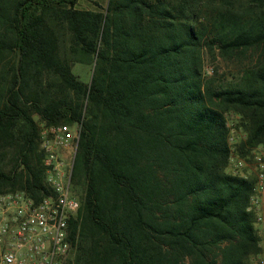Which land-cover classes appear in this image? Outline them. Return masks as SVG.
Masks as SVG:
<instances>
[{"label": "trees", "instance_id": "16d2710c", "mask_svg": "<svg viewBox=\"0 0 264 264\" xmlns=\"http://www.w3.org/2000/svg\"><path fill=\"white\" fill-rule=\"evenodd\" d=\"M77 4L0 0V193L52 195L34 116L76 124L63 264H259L256 175L227 166L264 145V0ZM204 51L252 58L219 79Z\"/></svg>", "mask_w": 264, "mask_h": 264}, {"label": "built area", "instance_id": "2783aa9c", "mask_svg": "<svg viewBox=\"0 0 264 264\" xmlns=\"http://www.w3.org/2000/svg\"><path fill=\"white\" fill-rule=\"evenodd\" d=\"M50 129L53 136L43 135L41 147L46 182L54 193L36 204L23 191L0 193V264H63L71 253L68 222L77 212L79 200L71 191V170L64 167L59 148L76 143L78 135L67 124ZM233 159L230 156L229 162ZM252 162L256 182L250 206L256 211L264 239V146L253 152ZM244 165L238 157L237 168ZM238 170L233 172L240 174ZM259 264H264V256Z\"/></svg>", "mask_w": 264, "mask_h": 264}, {"label": "rangeland", "instance_id": "374dc122", "mask_svg": "<svg viewBox=\"0 0 264 264\" xmlns=\"http://www.w3.org/2000/svg\"><path fill=\"white\" fill-rule=\"evenodd\" d=\"M82 2V0H81ZM80 2V3H81ZM104 6H102L103 8ZM252 58V53H246L244 55H240L238 58H234L232 60H226L222 58L217 51H215L214 56L212 54L206 53L205 51L203 52V61H204V71L206 73L211 72V68L217 69V78L219 79H231L240 72V68L243 66L244 63H247L250 59ZM93 70V63L88 64V63H81V62H74L72 64V71L79 76V78L85 82H88L90 80L91 74ZM227 125L230 127L231 135L234 137L233 141H230V143H234L235 141L239 140L242 136L243 133L241 129L237 128V121H238V115L234 112H226L225 113ZM35 120L37 121L39 125V148L42 149L41 147V141H42V136H53V132L50 129V127H45L44 124L39 120L38 116H34ZM72 128L73 132L75 134H78V127L76 124L70 125ZM76 143H70L68 146L65 147H60L59 150L63 156V162H64V167L68 170L72 171L73 167V161H74V156L76 152ZM264 146V145H262ZM254 148L251 151V154L248 156V158H244L243 161L246 163V165L238 167L236 166V159L238 158L234 152L231 153V156H234V159L232 162H228L227 170L230 172L235 171L236 169L238 172L243 174V176H251L255 175L254 168H253V162H252V154L253 152L258 148ZM242 159V158H241ZM5 161L8 163L10 162V155H7L5 157ZM9 165V164H8ZM83 185V184H82ZM81 184H76L71 180V191L76 197H80L81 194L83 193ZM258 228V227H257ZM259 230V229H258ZM261 235V234H260ZM261 244L262 247H264V239L261 235ZM263 257V256H262ZM259 259V256L255 258L254 260Z\"/></svg>", "mask_w": 264, "mask_h": 264}, {"label": "crops", "instance_id": "0c3cea01", "mask_svg": "<svg viewBox=\"0 0 264 264\" xmlns=\"http://www.w3.org/2000/svg\"><path fill=\"white\" fill-rule=\"evenodd\" d=\"M107 1L108 0H82L81 2V0H78L77 6L84 9H93L96 7V3L101 6H105L107 4Z\"/></svg>", "mask_w": 264, "mask_h": 264}]
</instances>
